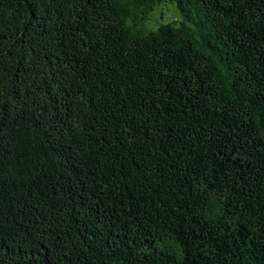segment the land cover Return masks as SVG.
Returning a JSON list of instances; mask_svg holds the SVG:
<instances>
[{"label": "trees", "instance_id": "1", "mask_svg": "<svg viewBox=\"0 0 264 264\" xmlns=\"http://www.w3.org/2000/svg\"><path fill=\"white\" fill-rule=\"evenodd\" d=\"M0 0V264H264V0Z\"/></svg>", "mask_w": 264, "mask_h": 264}, {"label": "rangeland", "instance_id": "2", "mask_svg": "<svg viewBox=\"0 0 264 264\" xmlns=\"http://www.w3.org/2000/svg\"><path fill=\"white\" fill-rule=\"evenodd\" d=\"M182 19V15L177 5L171 0H163L143 21L147 30H155L161 24H167Z\"/></svg>", "mask_w": 264, "mask_h": 264}]
</instances>
